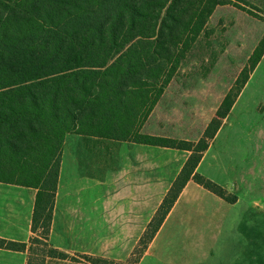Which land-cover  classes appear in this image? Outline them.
I'll return each mask as SVG.
<instances>
[{"label": "trees", "instance_id": "1", "mask_svg": "<svg viewBox=\"0 0 264 264\" xmlns=\"http://www.w3.org/2000/svg\"><path fill=\"white\" fill-rule=\"evenodd\" d=\"M228 4L244 11L233 0H0V182L36 189L31 237L0 238L1 249L25 251L26 264L67 257L49 243L66 134L190 153L126 262L141 258L189 180L235 202L196 168L259 63L264 36L198 140L141 132L213 10Z\"/></svg>", "mask_w": 264, "mask_h": 264}, {"label": "rangeland", "instance_id": "2", "mask_svg": "<svg viewBox=\"0 0 264 264\" xmlns=\"http://www.w3.org/2000/svg\"><path fill=\"white\" fill-rule=\"evenodd\" d=\"M233 1L244 11L229 4L215 8L217 17L210 15L207 19L205 29L144 122L143 133H166L172 138L180 134L191 139L215 115L235 80L232 74L240 50L237 31L245 27L252 33V40L259 41L264 36V0ZM263 69L256 80L262 86L253 90V97L261 103H254L253 109L252 102L245 100L246 104L249 102L247 106L244 103L247 115L240 121L262 128L251 130L253 139L245 145L227 146L223 152L225 160H200L196 168L229 196H235V202H225L189 180L136 264H264ZM233 116L237 122L240 120L238 113ZM114 144L95 137L65 135L60 159L65 161L66 169L73 170L72 182H77V187L59 193V197L56 194L51 243L61 244V233L63 243H70V249H75L58 248L67 257L47 259L44 264H132L126 260L182 166L181 160H174L171 171L168 164L158 165L156 197L150 199L151 203L144 195V175L140 176L139 229L136 221L137 227L125 229L136 218H132V206L127 214H122L116 191L120 183L116 167L122 160H114ZM230 155L241 159L230 160Z\"/></svg>", "mask_w": 264, "mask_h": 264}, {"label": "crops", "instance_id": "3", "mask_svg": "<svg viewBox=\"0 0 264 264\" xmlns=\"http://www.w3.org/2000/svg\"><path fill=\"white\" fill-rule=\"evenodd\" d=\"M217 7H223V6H217ZM216 9L211 14V16L214 18L217 17L215 15L217 11ZM236 30L237 29L235 28V31ZM236 34H238V36L240 37V41L238 44V48H240V50L238 56L239 61H236V67L234 73L232 74L233 80L236 78L238 72L246 63L249 55L253 51L258 41V38L253 40L251 39L252 33L249 30H247L245 27L239 29ZM263 68H264V56L256 65L255 69L252 72L253 73L252 76L248 78L246 84L240 91L228 115L226 116V118L222 120L220 128L218 129L214 138L210 141L208 148L203 153L200 160H225L224 158L225 155L223 152L227 148V146L237 147L238 144L245 145V142H248L249 140L251 141V139H253L251 130L253 129L258 130L259 128L260 129L262 128L261 126L258 127L248 126L249 124H247V122L246 125H244L240 121H242L241 118L243 119V117L247 115L246 106L247 104H249V102H252L253 109H254V103H256L257 101H258L257 104L259 102L261 103L259 98L253 97L254 96L253 90H256L257 87L258 89L256 91H258L262 86V85L259 86L256 80L259 71L262 70ZM262 74L264 77V69ZM261 81L262 80L260 79V82ZM252 83L255 84L251 90L250 87ZM243 95H245V97L241 99ZM248 95L250 98L248 97ZM245 100L249 102H247L246 104ZM244 103L246 106L244 105ZM240 104H242L243 107H241ZM235 113H238V117H240V120H238L239 123L233 116L235 115ZM258 115H260V113H258ZM212 117H210L209 120L205 122L203 126L200 127V129H198L197 135L194 138L191 139L187 137L184 138L182 137V135L177 134L174 136L176 137L175 139L182 138V140H187V141L198 140ZM144 129H145V124L141 127V132ZM149 135H152V133H149ZM153 135L155 136L162 135L163 137L170 136V138H172L171 135L160 132H155L153 133ZM86 137H91V136H86ZM103 140H107L110 141L111 143H115L114 145H116V150H115L114 160H122L121 165H118L116 167V170L118 171L117 179L120 180V183L118 184L116 191L118 193L117 195L119 196V198H121V207L123 210L122 214L123 216L127 214L130 210V206H132V211L130 212H132V218L133 219L136 218L135 220H132L133 224L131 226L127 224L124 227L125 229H130L131 227L135 228L137 227L136 225L138 224L137 228L139 229L140 210L138 209V207L140 206V198H141L140 176L144 175V179H143L144 188H145L144 195L146 196L148 202L151 198L156 197L155 182H156L158 165L162 166L168 164V166L170 167L169 170L171 171L174 160H181L180 166H183L190 153L184 150L156 147V146L127 142V141H114L108 139H103ZM229 159L240 160L241 158L237 156L233 157L232 155H230ZM158 160L160 161L158 162ZM166 160H168V162H166ZM64 162H65L64 160H60V169H59L58 182H57L58 189H56V194L58 192V197H59V193L62 192V194H64L69 189L71 191H74V189H76L77 187V182L74 183L72 182L74 179L73 170L71 168L66 169ZM200 162L199 164H201ZM88 180L90 179L88 178ZM35 195H36V189L0 182V238L1 239L13 241V242H19V243L28 242L29 238L32 235L31 220H32V213L34 208ZM151 202L152 201L150 200L149 203ZM123 221H125L124 218ZM135 221L137 223L136 225H135ZM54 222L55 219L53 220V213H52V222L49 233V243L56 249L58 248L62 250L75 249V248L70 249L71 248L70 243H63V241L61 240V233H59V239H60L59 241L61 244L57 243L58 245L55 246L51 243V239H52L51 234L53 231L55 233V226L53 228ZM138 236H140V232ZM140 237H138V240ZM147 248L145 249V251L147 250ZM129 250H131V247L129 248ZM25 256H26L25 251L18 252V251H11L0 248V264H21V262L22 264H24ZM25 264H26V260H25Z\"/></svg>", "mask_w": 264, "mask_h": 264}]
</instances>
